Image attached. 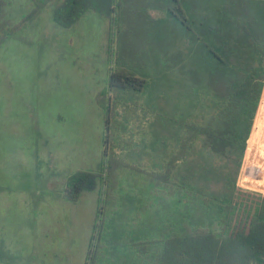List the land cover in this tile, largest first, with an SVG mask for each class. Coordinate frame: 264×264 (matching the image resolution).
I'll return each mask as SVG.
<instances>
[{"label":"rangeland","instance_id":"rangeland-1","mask_svg":"<svg viewBox=\"0 0 264 264\" xmlns=\"http://www.w3.org/2000/svg\"><path fill=\"white\" fill-rule=\"evenodd\" d=\"M61 2L54 0L34 14L33 0H0V36L15 26L19 28L0 45V235L10 244L12 230L22 225L28 211L27 202L37 194L35 188L26 197L13 190L22 183H33L37 161L45 167L61 162L71 176L100 168L108 132L99 99L110 73L118 66L146 79L142 100L151 113L147 135L142 132L136 139L139 151L129 150L125 156L139 162L144 151L143 160L153 169H160L178 147L186 120L212 123L221 129L225 123L232 124L234 115L220 105L218 82L213 81L214 71H219L215 53L226 57L225 50L230 52L227 55L250 51L252 61L245 70L264 75V53L245 42L247 34L235 25H246L264 46V0H180L195 32L191 35L166 15L167 1L120 0L121 9L114 14L119 35L113 52L108 49L109 20L90 11L74 27L62 28L53 17ZM263 104L264 82L254 119L249 113H235L239 121L233 122L236 132L224 134L230 143L226 142L219 152L205 141L197 144L174 179L192 196L184 190L175 196L163 194L148 213L143 208L149 207V201L143 202L147 186L140 176L126 172L122 192L130 199L125 201L126 206L119 203L116 214L105 215L101 240L108 245L107 251L104 249L105 264L134 261L131 244L123 248L118 240L126 243L124 239L137 234L134 226L125 231L123 228L124 221L136 220L126 216L129 209L132 213L141 210L146 217L148 213L155 223V234L151 235L157 237L184 221L194 226L212 225L223 209L204 203L208 197L229 203L228 219L238 209L258 213L264 193L242 186V180L247 154L252 148L264 150V140L255 133L263 127L257 123L264 117ZM131 125L120 119L119 136L128 137ZM114 126L116 129L117 122ZM258 154L253 153L257 159ZM95 195L85 194L76 207L74 264L87 259L92 243Z\"/></svg>","mask_w":264,"mask_h":264},{"label":"trees","instance_id":"trees-1","mask_svg":"<svg viewBox=\"0 0 264 264\" xmlns=\"http://www.w3.org/2000/svg\"><path fill=\"white\" fill-rule=\"evenodd\" d=\"M36 10L54 0H33ZM161 3L162 0H154ZM168 5L164 8L166 15L178 22V26L191 35L194 30L189 25L187 13L180 0H164ZM105 5V8H102ZM121 9L120 0H62L54 11V21L62 28L70 29L86 17L88 12L96 11L103 18L109 20V51L116 43V26L118 20L115 17L117 10ZM146 14H151L146 11ZM26 16L23 22H25ZM247 35L245 42L255 47L258 53H264V46L254 38L253 33L243 23H235ZM15 26L4 36H0V45L8 34L19 28ZM225 56L215 53L219 59L218 73L214 71L213 81L218 82V94L222 105L228 112L241 116L249 113L253 120L259 105L264 75L257 76L254 72L246 71L252 58L251 52L230 53L225 50ZM240 68V69H239ZM215 69V70H216ZM216 73V74H215ZM107 88L100 97L99 102L104 110L105 131L107 137L103 141V161L98 172L78 171L67 180L64 196L72 202H79L84 192L96 191L103 184L105 187L103 196L100 197L97 223L94 227L92 243L86 264H103L105 256V244H102L105 215L114 211L117 202L116 190L121 178V171L130 165L119 157L117 148L119 143L115 130V114L117 106L121 102L133 100L136 93L141 91L144 80L133 74L128 68L118 66L108 77ZM236 113V114H235ZM225 123L223 128H216L212 123H201L195 119L184 122V131L180 135L178 147L166 160L161 171L147 174V178L156 189V196L163 194L175 196L183 190L187 195L192 192L178 185L174 179L180 167L188 162L197 144L205 141L213 150L224 148L225 143H230L224 134H234L236 127ZM234 126V127H233ZM228 128V130H225ZM225 130V131H224ZM236 140V139H235ZM232 144V142H231ZM204 203L219 205L223 212L212 225L194 226L184 221L181 226L171 229L156 239L137 242L134 244L136 252V264H264V200L261 202L258 213H249L244 209L236 210L228 219L230 211L228 202H221L218 198H204ZM107 217V215H106Z\"/></svg>","mask_w":264,"mask_h":264},{"label":"crops","instance_id":"crops-1","mask_svg":"<svg viewBox=\"0 0 264 264\" xmlns=\"http://www.w3.org/2000/svg\"><path fill=\"white\" fill-rule=\"evenodd\" d=\"M138 77L146 82L145 78L141 76ZM144 95L145 83L143 89L136 93V97L133 100L126 102L123 101L117 106V111L115 114V122H117V127L115 130L119 143L117 152L119 157L126 161L130 167L124 168L121 171V178L116 190L117 205L114 211H112V214H116L119 210V203L122 206H126L125 201L128 200L127 198H129H125L126 196L124 197L122 192L124 176L128 171L140 176L142 184L147 186V196H145L143 202L149 201V207L146 208L147 206L143 205V208L148 213H150L152 211L151 207L154 206L158 198L156 196L157 193L155 186L149 181L147 174L161 171L166 160L169 158L172 152H174L172 151L168 158L164 160L160 169L151 168L149 166V162L143 160V157L146 156V152L143 154L144 151L142 152V161L139 162L132 161L130 158L125 156L126 152L129 150L135 152L139 151L136 144L138 140L136 139L138 138L139 134H146V131L149 128L148 124L151 122V113L149 110H147L144 100H142ZM120 119L127 122V125L132 124L128 128V130H130L128 137H122L124 136L123 134L122 136H119L117 129L119 128ZM257 123L263 127L260 128V131L256 130L255 133L260 140H264V134H261L262 131L264 132V124L260 123L259 121ZM124 127L126 128L125 125ZM255 151L259 153L258 159L253 155ZM246 158V166H244L243 169L244 176L242 180V186L264 193V150L252 148V150L247 154ZM37 162L38 164H35L36 167H34L32 175L33 183H27L29 186L25 183H22L21 185L15 187L16 190H13L14 192H20L19 194L22 196L25 195L26 197L33 191V188H35L37 189V194L35 197L30 198V200L27 202L28 211L26 215H24L22 225L12 230L13 239H11L13 242L11 244L8 243V241L5 242L0 235V264H74L73 258L75 257L77 248L76 207L84 200L85 194L96 192L94 198V211L96 208V217L94 226H92L90 230V235L92 234L93 236L94 227L97 223L100 197L101 195L104 197V185L102 184L101 188L96 191L84 192L79 202L75 203L69 201L65 198L64 193L66 190L67 180L71 174H68V172L66 173L62 163L54 162L52 163L53 167H45L41 165L43 162ZM50 164L51 163H49V165ZM45 170H47V173L44 172ZM86 172L95 173L98 172V169L96 171ZM165 199L169 198L165 197ZM148 213L146 217V214H144V212L141 210H137L135 213H132V210L129 209L126 216L128 217L129 215H132L133 217H136V220L134 222H131V220H128L127 222L124 221L125 227L123 228L125 231L128 230L129 226H134L136 227L137 234L134 235L132 239H124L126 243H123V239H118L120 242H122V245H125L123 248H129L127 244H131L130 249H133L134 244L137 242L156 239L161 236L160 235L157 237L156 235H151V233L155 234V223ZM142 231L144 233L141 235ZM105 246V250L107 251V243H105ZM90 247L87 251V259L89 256ZM87 259L84 257V260L81 264H86ZM103 264H105L104 259ZM132 264H136V252Z\"/></svg>","mask_w":264,"mask_h":264},{"label":"bare ground","instance_id":"bare-ground-1","mask_svg":"<svg viewBox=\"0 0 264 264\" xmlns=\"http://www.w3.org/2000/svg\"><path fill=\"white\" fill-rule=\"evenodd\" d=\"M262 113H264V104H263V108H262ZM259 122L264 124V117H260Z\"/></svg>","mask_w":264,"mask_h":264}]
</instances>
